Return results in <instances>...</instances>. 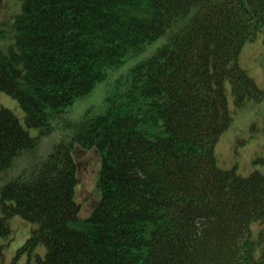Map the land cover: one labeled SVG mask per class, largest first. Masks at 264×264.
Here are the masks:
<instances>
[{
    "label": "trees",
    "instance_id": "obj_1",
    "mask_svg": "<svg viewBox=\"0 0 264 264\" xmlns=\"http://www.w3.org/2000/svg\"><path fill=\"white\" fill-rule=\"evenodd\" d=\"M19 13L0 25V92L26 116L0 106V176L29 162L1 186L0 236L15 217L34 230L9 264H264V170L242 176L215 152L236 111L227 90L237 108L263 97L241 53L264 35V0H23ZM101 86L98 112L65 118ZM89 151L99 197L83 218Z\"/></svg>",
    "mask_w": 264,
    "mask_h": 264
},
{
    "label": "rangeland",
    "instance_id": "obj_2",
    "mask_svg": "<svg viewBox=\"0 0 264 264\" xmlns=\"http://www.w3.org/2000/svg\"><path fill=\"white\" fill-rule=\"evenodd\" d=\"M23 0H0V25L4 24L10 16H12L13 24H15L16 17L20 14V9ZM15 26V25H14ZM16 36V32H15ZM241 64L248 71V73L264 88V37L261 36L253 42L247 43L241 53ZM113 83V80H111ZM230 96L229 104L232 109L236 108L234 113V120L230 127L221 135L216 145V155L219 166L223 169H231L236 167L237 172L242 176H247L254 171V169L264 170V163L258 162V157H264V101L256 103L251 102L244 107L237 108L234 101V94L231 89L227 90ZM106 94V86H101L97 93L96 99L92 102L83 104L77 108L75 112L78 114H66L65 118L72 122V119L78 120L83 113L91 106H94L95 112L100 109L97 107L101 104L102 98ZM233 103L235 107H233ZM0 106H4L12 110L20 119L21 123H25V112L19 106L17 100L3 92H0ZM32 136L37 135L36 129H29ZM67 135L65 132L59 131L51 137L41 139L40 150H46L49 144H54L62 136ZM87 163L85 168L81 171V178L77 187V201L81 204V216L88 217L91 210L97 205L99 193L96 187L98 177V163L97 155L94 152H84ZM82 155V156H84ZM82 156L80 159H82ZM221 161H220V159ZM29 162L27 157H23L17 161L15 167L10 170L9 177L0 180H8L20 173L21 169ZM224 164V165H223ZM84 167V164H82ZM1 189V188H0ZM2 214L0 202V215ZM13 229L14 240L3 239L0 236V242H4L7 261L4 264H9V261L18 254V250L23 246L24 241L30 236L34 224L25 221L19 217L10 220ZM260 226L255 224L253 226V235L257 236ZM259 253L260 249L257 248ZM25 254L27 255L25 257ZM36 253L31 254V258L27 252L21 254L16 264H30L32 258ZM26 258V261H25ZM12 264V263H11Z\"/></svg>",
    "mask_w": 264,
    "mask_h": 264
},
{
    "label": "bare ground",
    "instance_id": "obj_3",
    "mask_svg": "<svg viewBox=\"0 0 264 264\" xmlns=\"http://www.w3.org/2000/svg\"><path fill=\"white\" fill-rule=\"evenodd\" d=\"M13 262V261H12Z\"/></svg>",
    "mask_w": 264,
    "mask_h": 264
}]
</instances>
